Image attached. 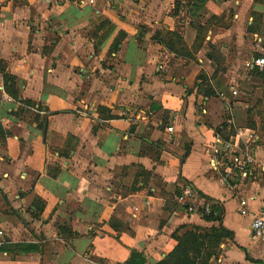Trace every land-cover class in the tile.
<instances>
[{
    "label": "crops",
    "instance_id": "0c3cea01",
    "mask_svg": "<svg viewBox=\"0 0 264 264\" xmlns=\"http://www.w3.org/2000/svg\"><path fill=\"white\" fill-rule=\"evenodd\" d=\"M261 56L264 0H0V264H264Z\"/></svg>",
    "mask_w": 264,
    "mask_h": 264
},
{
    "label": "trees",
    "instance_id": "16d2710c",
    "mask_svg": "<svg viewBox=\"0 0 264 264\" xmlns=\"http://www.w3.org/2000/svg\"><path fill=\"white\" fill-rule=\"evenodd\" d=\"M197 238L194 232L187 231L178 238L176 249L158 264H197L196 256H192V253H200Z\"/></svg>",
    "mask_w": 264,
    "mask_h": 264
},
{
    "label": "built area",
    "instance_id": "2783aa9c",
    "mask_svg": "<svg viewBox=\"0 0 264 264\" xmlns=\"http://www.w3.org/2000/svg\"><path fill=\"white\" fill-rule=\"evenodd\" d=\"M258 42V41H257ZM256 42V43H257ZM253 66L257 67L259 70H264V57H256L253 60ZM170 131H173V127H169ZM250 138L253 137V134L250 133ZM223 150L224 151H233L234 144L230 141L224 143L222 142ZM248 163H253V159L248 157L247 159ZM235 166L242 168L244 167V163L240 159H235ZM263 170H264V164H263ZM208 210V208H206ZM242 213L245 214L246 210L243 209ZM251 239L255 241H263L264 242V210L258 213L254 216L252 223H251Z\"/></svg>",
    "mask_w": 264,
    "mask_h": 264
},
{
    "label": "rangeland",
    "instance_id": "374dc122",
    "mask_svg": "<svg viewBox=\"0 0 264 264\" xmlns=\"http://www.w3.org/2000/svg\"><path fill=\"white\" fill-rule=\"evenodd\" d=\"M197 245H198V244H197ZM194 255L196 256L197 254H195V253H192V256H194Z\"/></svg>",
    "mask_w": 264,
    "mask_h": 264
}]
</instances>
